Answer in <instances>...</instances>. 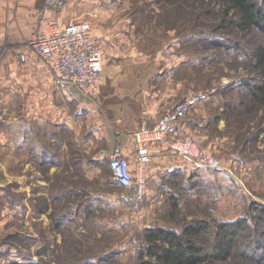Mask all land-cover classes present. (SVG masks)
Masks as SVG:
<instances>
[{
    "label": "rangeland",
    "instance_id": "1",
    "mask_svg": "<svg viewBox=\"0 0 264 264\" xmlns=\"http://www.w3.org/2000/svg\"><path fill=\"white\" fill-rule=\"evenodd\" d=\"M47 1L35 18L18 17L6 10L10 3L0 1V87L8 64H22L17 52L25 49ZM62 1L52 20L70 4ZM206 1L175 0L172 6L157 0H78L73 5L79 16L65 23L89 22L96 40L112 29H134V39L145 29L174 30L175 36L180 29L181 39L191 34L190 41H180L186 62L175 76L188 80L191 93L213 92L181 121L176 139L192 140L220 168L194 169L172 160L177 155L167 145L159 159L151 154L147 191L136 200L109 169V154L130 146L135 116L113 111L119 99L110 90L89 98L59 84L62 115L42 122L29 120L21 97L13 107L3 99L0 264H137L149 227L180 232L194 220L217 223L246 215L251 223L255 203L264 205V105L254 106L252 99L260 82L245 45L250 37L219 29V13L207 16ZM55 219L62 223L56 226ZM213 238L214 230H208L198 244L208 251Z\"/></svg>",
    "mask_w": 264,
    "mask_h": 264
},
{
    "label": "crops",
    "instance_id": "2",
    "mask_svg": "<svg viewBox=\"0 0 264 264\" xmlns=\"http://www.w3.org/2000/svg\"><path fill=\"white\" fill-rule=\"evenodd\" d=\"M0 1L10 3L6 10L9 7L8 11L15 12L18 17L35 18L43 0ZM76 1L78 0H68L70 4L56 21L52 20L57 15L51 9L50 20L66 25L67 19L77 18L79 12L73 5ZM32 28L23 31L29 34ZM132 30L134 29H112L97 40L93 35L92 37L101 50L107 51L105 55L102 54L103 75L98 89L104 94L110 90V96L118 97L119 103L114 104L118 107L113 111L135 115L130 118L134 125L128 126L135 131L144 122L154 123L166 107L179 102L191 91L188 80L185 82L183 78L175 76L177 67L181 65L184 68L186 62L184 53L179 51L180 41L175 36V31L145 29L137 31L134 39ZM21 63L8 64L6 79L0 87V101L4 99L9 107H13L15 99L21 97L29 120L42 122L60 118V97L64 89L52 79L45 65L32 52L26 51V60ZM179 128H174L163 142L151 146L150 153H153L155 160L159 159L158 152L181 134ZM130 142L123 154L127 159L133 160V139ZM170 158L182 160L181 157L173 155Z\"/></svg>",
    "mask_w": 264,
    "mask_h": 264
},
{
    "label": "built area",
    "instance_id": "3",
    "mask_svg": "<svg viewBox=\"0 0 264 264\" xmlns=\"http://www.w3.org/2000/svg\"><path fill=\"white\" fill-rule=\"evenodd\" d=\"M62 5V0H48L41 8L35 31L25 49L17 52L18 61L26 60V51L32 52L42 61L56 83L70 85L85 97L94 98L98 95L103 73L101 48L92 37L89 22L74 21L59 25L50 20L49 11ZM212 92H192L166 107L154 123H142L132 133L133 160L126 159L120 149L109 154L113 179L121 187L132 189L136 200L141 199L147 191L151 146L167 139L174 127L197 105L207 101ZM169 151L194 169H217L221 166L216 157L205 154L190 139L173 138Z\"/></svg>",
    "mask_w": 264,
    "mask_h": 264
},
{
    "label": "trees",
    "instance_id": "4",
    "mask_svg": "<svg viewBox=\"0 0 264 264\" xmlns=\"http://www.w3.org/2000/svg\"><path fill=\"white\" fill-rule=\"evenodd\" d=\"M157 1L172 6L176 4L175 0ZM206 3L209 8L207 16L215 11L219 13V29H235L250 37L245 45L256 79L260 82L252 88V99L254 106L264 105V0H207ZM176 6L180 8L181 4ZM209 19L212 20L211 17ZM207 24L210 25V21ZM175 30L179 41H190L191 34L181 39L180 29ZM233 44L240 45L238 41H233ZM180 126L181 122L174 128ZM255 204L251 223L246 215L217 223L194 220L180 232L166 227L147 228L137 264H263L264 205ZM177 207V202H173V209ZM54 223L59 226L62 221L55 219ZM208 230H214V238L211 248L204 251L198 244V236Z\"/></svg>",
    "mask_w": 264,
    "mask_h": 264
}]
</instances>
